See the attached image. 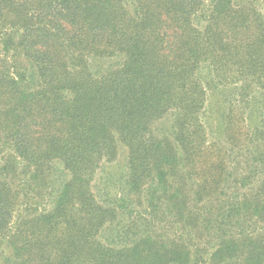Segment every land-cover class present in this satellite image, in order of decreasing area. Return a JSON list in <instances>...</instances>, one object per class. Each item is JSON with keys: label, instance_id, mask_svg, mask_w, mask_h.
<instances>
[{"label": "trees", "instance_id": "16d2710c", "mask_svg": "<svg viewBox=\"0 0 264 264\" xmlns=\"http://www.w3.org/2000/svg\"><path fill=\"white\" fill-rule=\"evenodd\" d=\"M0 264H264V0H0Z\"/></svg>", "mask_w": 264, "mask_h": 264}, {"label": "rangeland", "instance_id": "374dc122", "mask_svg": "<svg viewBox=\"0 0 264 264\" xmlns=\"http://www.w3.org/2000/svg\"><path fill=\"white\" fill-rule=\"evenodd\" d=\"M207 92H208V101H207L208 111H206L207 112L206 115H207V117H209V122H210V121H212V104L215 105V108H217L218 107V104L217 103L219 101L216 100V98L218 97L217 94L216 95L215 94H212V89L209 88V90ZM124 159H125V151H123L120 154L119 158L117 159V162H119V165L120 166H121V164H123ZM102 175H103V172L102 171H99L98 175H96L95 178L100 181V179L103 177Z\"/></svg>", "mask_w": 264, "mask_h": 264}]
</instances>
